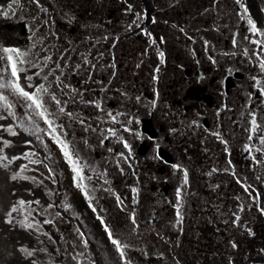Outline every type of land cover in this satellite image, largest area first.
Returning <instances> with one entry per match:
<instances>
[{"label":"rangeland","instance_id":"1","mask_svg":"<svg viewBox=\"0 0 264 264\" xmlns=\"http://www.w3.org/2000/svg\"><path fill=\"white\" fill-rule=\"evenodd\" d=\"M101 1L105 2L109 6L112 5V7H115V10L116 8H120V14L118 13V16L121 17L122 14V18L124 20H129L133 17L136 18V13H140L141 16L143 14L142 6H136L135 3L132 2V0H126V3L124 2V0H41V3L44 5V7L48 9L46 18L52 21L51 30L58 27V29H62L66 35V39L64 41L65 46L62 49L71 46L72 44L69 45L68 42H72L75 38H78L80 40L85 39L86 36H91V38H98V34H107V32L109 31V29H107L108 24H106L105 26L102 25L100 23V17L96 13L98 11V8L96 7H98V4L101 3ZM150 1L166 22H172L170 25H165L163 23L156 24L155 32L159 33V35H161V37L164 39L163 47H159L157 42L155 44H152L149 38L143 35L140 40L136 39V49H130L133 52L138 51L139 46L142 47V50L144 51V61L147 65L150 66V70H153L152 67L162 68V65L165 64V62L163 64L160 63L159 57L156 54L157 49H159L160 51L165 50V61L168 58L170 60V58L175 56H177V58H179V60H181L182 62L187 58H190L191 60L198 62L197 66L210 68L209 72L211 73V76H213L214 73H212L213 69L211 65L209 63L204 64V61L201 58L196 57L195 52H190L188 50L182 49L186 53L185 56H182L175 29L172 27L176 26V23H181L183 25L187 24L186 26H190L192 29H194L191 30V32H196V34L201 36L202 38L213 37L217 34V30L210 29L205 24L207 22L212 24L214 22H217L218 20H213V15L217 17V13L221 12L220 9H222V7L224 6L230 7V21L234 24V32L238 33V37L241 38L238 41H243V38L245 36H248L250 39H259L258 36H255L248 31L247 18L250 17V13L253 14V10L250 4H248V6L246 5V3L244 2L246 0H242V3L247 8V13L245 15V19L243 20H241L237 15V13L241 12V9L238 5H235L234 0H219L218 3L217 0H182V2H180V0ZM21 2L24 5V13H28L27 17L30 18L32 16H41L42 18H45V14L39 13L35 5L28 4V0H21ZM127 4L133 5V11L131 13H126L125 11ZM254 5L258 6L263 11L264 0H257ZM88 8H91V11L89 10L90 12H87ZM77 9L79 10V12L82 10L84 11H82L81 14H78ZM19 14L20 13L18 12L17 17H15L16 20L25 23L24 21H21L19 19ZM65 14L68 15L66 16ZM255 15L256 14H254V16ZM68 17H75V19L70 23ZM117 23L121 24L119 23V21ZM114 27L120 28V25ZM169 27L170 29L168 30ZM220 29L221 30H218V35L224 32L226 26ZM47 30V27L41 29L42 32H45ZM261 30H264V28H262ZM0 43L3 42H1L0 40ZM87 45H89V43L82 42L76 48H74L73 46L69 47L70 56H80V54L83 52L84 54H89L90 52H87ZM91 45H96V42L94 40H91ZM248 46L252 51H259V49H257L255 45L249 44ZM232 47L233 44L231 46V49H233L237 53V55H225L226 57L231 58V60H229L228 58L226 59L228 60V62L231 61L232 63L239 64V66H245L250 69H258V64L250 63L249 59L245 58L242 55L243 44L238 47V50ZM89 50H92V48H89ZM193 53H195V55H193ZM225 53L230 52L225 51ZM89 58L93 60L91 53ZM94 58L98 60V52L94 55ZM78 61L81 60L78 59ZM218 63L224 66L225 69L227 68L226 64L221 60ZM99 67L100 66H98L96 70L98 72L100 69ZM214 67L216 69V74L220 76L218 66ZM94 70L95 69H89L92 76V79L90 80L91 82L94 81L95 76L97 75L96 72L94 73ZM243 71L248 72L245 70ZM255 71L256 70L252 69L253 73ZM241 77L242 75L237 74L233 79L239 80L242 79ZM207 79H209V76L204 78L202 81L204 82ZM86 80L89 81L87 75L84 74L83 69L81 70L80 75H71L68 77V82H70L79 91H82V86H86ZM164 81L167 82V78L164 77ZM221 81H225V84L222 85V88L225 87L229 91L233 80L222 78ZM151 82V86L159 88L156 81H153L152 79ZM209 82L213 85L215 80ZM242 84L243 83H241L240 85ZM167 87L168 86H166L164 82L160 84V89L162 91ZM225 93L227 92L225 91ZM237 94L238 93L236 92L234 95V104L227 105L231 112L232 110L237 112L236 114H230V125L232 130H226L225 128H223L222 131L224 140L228 141L229 151L225 152L224 144L221 143L220 140L218 141L215 136L211 135V133L214 132L213 130L204 132V135L206 137H208L210 140H214V144L219 146L217 148V152H213L216 154V156L214 158L213 155H210L211 159H208V163L202 164L200 168H193L192 166L190 167V170H192V172L190 174L191 176L189 175V186H185L184 189L187 193L185 195V198L195 199L199 197L200 202L203 203L202 207L198 203L192 202L195 206H192V210L188 209V211L192 214L194 212L201 211L205 214L211 215V218H204L199 215L195 217V219H192L188 214L187 219H183L184 222L181 223V225H176L175 209L173 207L174 204L170 205V208L167 209L168 215L165 216L160 209L155 208L154 205H156L157 201L154 196L149 192L148 189L144 188L142 190L143 194H146L148 197H142V200L139 201V203H136L138 206L135 204L137 206L135 212L137 214L139 228L136 233H133V225L131 224L130 219H128V215L130 214L132 209L127 206L128 202L130 201V197L133 195L131 193L132 187H129L128 191L123 193L124 197L123 195H121V197L124 198L126 205L124 211L122 212L120 208L117 207L115 196L109 192L104 191L103 189L105 188V185L103 184V181L101 179H98L96 181L94 177L91 186L95 187L97 191L95 193L96 198L93 200V204L97 208V212L99 213V215L104 218L106 223L113 229L114 233L130 244V248L127 250L126 254L132 260V264H176L177 260L179 261V264H208L211 257H209L208 255L200 256L199 253H195V251L191 249L192 245L195 244V246L199 247L200 249L209 246V249L211 251H217L222 248L223 240L228 239L230 236H238V241L241 242L242 247L246 248L247 250L251 249V243L258 245V247L264 245V216H262L261 214L256 215L258 220L257 226L254 225L253 227H250L245 223L248 228L254 230L255 236L253 237L247 235L246 231H244L243 225H241V227H235L231 224L226 225L225 223L226 220H230L232 218L230 216V213L236 211L237 205L240 203L235 199L236 196H239L238 189L241 188V186L236 183L237 177L240 180L245 181L251 185L257 184L260 191L264 194V179L257 180L256 178L257 176L264 177V168H262L260 165L254 164L251 159H249L248 153L243 150V144L246 142L250 143L253 147V154L259 158V153L255 152V147L259 146L258 138L254 137L255 142L247 141L248 133L245 131V129L250 126L248 123L249 117L245 116V114L242 116L241 113L243 112V110L249 108V106L247 104L245 106L244 103L241 102L240 97L242 96L239 97ZM220 98H223V96L218 97L217 102ZM220 104L225 105L226 103L224 101H220ZM261 105L258 106L259 108H261L260 117L258 116V123L264 125V106ZM79 109L80 116L86 122L84 125H81L80 123L75 121H72L71 124H69L67 117H64L63 123L65 124L66 131L68 133L67 138L74 141L77 149L79 143H81V145H85L84 149L93 148V145L97 144L94 143V141H90L92 132L85 131L84 128L86 127L84 126H88L89 124H91V117L94 113V109L87 105L85 106L84 112V106L82 104H80L79 106L70 107L69 105H67L66 108V110L73 112L79 111ZM212 113L213 112H211V114L209 115H212ZM217 113H219V105L217 107ZM29 139L31 138L29 137ZM45 142L48 144L49 150L51 151L53 156L52 166L55 169V175H58L61 179L66 180L72 191L68 192L63 186V192L59 201H57L56 197L52 195L48 190H51L54 193H60V191L55 186L56 182H53L51 179L45 178L47 176V171L43 168H40V171L28 173L29 175H35L38 180H43V184L40 186H43L44 188L37 187L35 185V188H32V190L34 191L35 195L43 194L45 192L44 199H46V203L51 202L58 207V205H61L62 202H66L70 205V208H72L73 205L72 210H68L67 214L77 218L84 227L80 224H76L72 220V218L65 219L62 214L60 218H56L54 224L46 225L43 224V220L49 215V213L43 211V214H40L38 216L36 215V213H34L33 215L36 216V219L41 222L42 230L47 232L52 237V240L55 241V243H52L48 240L47 237L40 236V239L43 241V246L48 249L50 256L40 253L38 254L37 258L41 261V264H49L50 257L52 264H74V262L71 260V255L74 253V251L83 250L87 252L90 260H92L95 255V259H99V261L101 262L100 264H119L118 254L115 253L114 246H112L110 241L108 240L107 234L104 232L103 226L100 224V221L96 219V213H93L91 208H89L90 212L87 210V204H85L84 202L86 200L84 199L83 194L74 186L71 178L72 174L69 168L62 163V155L59 153V149L51 142L50 139L46 138ZM40 154L41 156H43L42 151H40ZM107 161L109 162V160ZM228 161H231V165H228ZM20 162L26 163V161ZM103 162V160L99 162L97 159H95L93 154H91L88 159V163L96 168L100 176H102L103 174H109L108 167ZM218 164H220L218 167L220 171L213 173L212 176H208L207 173L211 171L213 167L217 168ZM225 167H229L230 171L225 172ZM245 167L248 168L246 170L247 176L242 177L241 174L244 171L243 168ZM232 170L235 171L236 177H233L230 174ZM86 175H91V173L86 171ZM109 175V182L112 186V189L118 192L119 188L116 187L113 182L115 180L124 182L125 180L121 179L123 175ZM178 179L179 177L175 178L172 182L173 191L177 188V186L180 185V180ZM216 185H219V187H215ZM7 188L12 189V185L8 184ZM124 189L125 188H123L121 191H123ZM137 195H141V188L140 192L137 193ZM72 197L73 199L77 198L83 205H74L71 202ZM210 199L213 203L212 205L208 203ZM167 200L169 201V198ZM260 202L264 205V198L261 199ZM146 206H150L149 209ZM159 207L160 205H158V208ZM100 209H104V211H100ZM37 211L40 213L38 209ZM50 211L54 215V211H57L56 207L54 210ZM221 213H223V216L225 217H222ZM158 224L160 226V229H158ZM146 227L150 228V230L154 232L153 235L149 234V232L146 231ZM76 228H82L81 231L85 233V235L87 236V240L90 241V245L87 250L82 249V246L78 247L75 250L72 248L73 243H78L76 233L74 231V229ZM33 234L36 237L37 234ZM62 236L64 239H61ZM159 240H161L160 246L164 247L157 249L158 245L155 244V241L159 242ZM154 246L156 249H154ZM57 249L60 250L59 254L57 253ZM164 250L165 252H162ZM232 250L236 256V259H234L233 256H230L232 260H236V262H238L239 264H246L244 260L247 259H242L244 262L240 259L241 249ZM252 251L256 252L258 256L255 255ZM96 252L99 254V257L97 256ZM250 252V256H256V258L261 257V255L264 256V253L260 252L258 248H252ZM65 253H67V255ZM223 264L228 263L223 260Z\"/></svg>","mask_w":264,"mask_h":264},{"label":"snow or ice","instance_id":"2","mask_svg":"<svg viewBox=\"0 0 264 264\" xmlns=\"http://www.w3.org/2000/svg\"><path fill=\"white\" fill-rule=\"evenodd\" d=\"M126 3V0H124ZM219 0H217V3ZM235 5H238L241 12L237 13L241 20L245 19L247 8L242 3V0H234ZM29 5H35L39 13L45 14V18L41 16L26 17L23 13L25 11L24 5L21 0H8L7 4H0V18L12 19L17 17L18 12L20 13L19 19L25 22V27L28 31L27 45L22 47L19 46H5L0 43V169L8 173L7 180L11 182H31L33 185L39 187L43 184V180H38L35 175H29L28 173H34L40 171L43 168L47 171L46 179L55 181V169L53 168V156L49 150L48 144L45 142L46 138L50 139L51 142L59 149V153L62 155L64 162L70 169L72 174L71 178L74 186L83 194L84 199L88 202V207L91 208L93 213H96V219L100 221L103 226L104 232L107 234V238L111 245L114 246L115 253L118 254L119 264H132V260L127 256V250L130 248V244L120 237H118L113 229L106 223L104 218L99 215L97 208L93 204V200L96 198L95 193L97 189L92 185V181L95 178H103V184H108L106 174L102 176L97 175V170L94 166L90 165L84 159H82L78 149L73 140H69L66 126L63 123V118L67 117L69 124L72 121L78 122L81 125L85 124V120L80 116L78 112L66 110L69 104H82L92 105L96 110L104 112L102 108V102L98 99L86 100L84 93L79 91L70 82L68 77L71 75H80L81 70H84V74L87 75L88 79L91 80V72L89 69H95L96 64L92 63L89 59V54L81 53V61L72 63L69 55L70 49L65 47L64 49L57 48L56 44H48L50 38H56L57 33L51 30L52 21L46 18L48 9L44 7L41 0H28ZM126 13L133 11V5L127 4ZM207 11V10H205ZM66 16L68 14H65ZM75 17H68L71 23ZM143 17L140 13H136V18L127 25V30H132L133 27L136 29L141 28ZM153 24L156 23L155 18L151 21ZM248 31L259 39H250L248 36L243 38V41H238V33H233L232 44L233 48H237L243 44L242 55L249 59L250 63L258 64L259 75H251L249 79L253 82L252 87L258 90L259 96L264 98V30L257 27L256 22L250 17L247 18ZM47 27V31L42 32L41 29ZM175 27V26H174ZM152 44L156 43L153 38V34L147 29H141ZM184 31V29H180ZM187 35V33H185ZM103 39H108L107 36ZM118 39V38H117ZM188 39H193L188 36ZM69 45L72 43L68 42ZM207 41H204L205 49H207ZM249 44L255 45L259 51H252L249 48ZM159 57L160 63L165 62V53L157 49L156 52ZM102 57V53L99 54ZM195 55V53H193ZM224 55L235 56V51L231 53H224ZM209 59L213 64L217 61L209 56ZM140 65L138 64L137 67ZM115 68V64L110 65ZM155 71L158 73L159 68ZM232 69L229 68L228 72L231 73ZM115 76V72L112 73ZM153 81L158 79L157 76L152 77ZM203 79V77H201ZM223 82V81H222ZM100 83V81H96ZM111 83V81H109ZM67 90V91H66ZM101 92L105 91L104 87H101ZM57 92L59 94H57ZM124 95V93H122ZM158 95V93H157ZM66 97V99H62ZM78 97V99H77ZM252 94L248 93L247 99L252 100ZM137 103L140 102V97H136ZM53 105L55 108L53 109ZM264 106V100L262 105ZM151 107H156V101H151ZM227 108V105H224ZM22 110V111H21ZM247 116L249 117V127L245 129L247 134V141H253L254 137L258 138L259 146L255 147V152L260 153L264 156V125L258 123L257 112L252 111L250 108L246 109ZM245 113H241L243 116ZM126 114L121 111L115 113L108 111L106 116L108 121L112 124H119L124 133L132 134V128L134 121L136 124L140 123V120L134 116H127L126 121H121V117ZM219 115V113H217ZM96 119L104 122V117L97 116ZM195 124V121L192 122ZM85 131H91L93 133L99 132L103 137L100 140L101 145H104L105 141L109 138H115L119 143L122 144L123 149L127 150L115 153L116 167L123 175L124 167L123 164H127L131 169L132 164L130 159L133 156L132 145L125 139V137L119 134V131L114 127L108 128H97L89 124ZM173 133L176 132L175 128L170 129ZM106 133V134H105ZM6 134V135H5ZM21 134L31 139H24ZM137 140H142L143 135L140 131L134 132ZM211 135L220 139L221 143L224 144V151H229L228 141L221 138V134L212 132ZM16 138L15 142L13 139ZM149 139H152L149 137ZM21 143L29 146L30 150L22 151L16 154L13 149L18 147ZM43 149V156H41L39 149ZM161 145L159 143L154 144L153 151L155 153L153 159L160 160L162 157L160 151ZM109 153H113V148L109 147ZM243 150L248 153L249 159L254 164L260 165L264 168V159H259L253 154V147L250 143L243 144ZM20 161H26L20 162ZM20 162V163H18ZM18 163V167H16ZM228 165H231V161H228ZM39 166V167H30ZM173 173H182L180 179V185L175 189V203L173 205L175 209V224L181 225L183 221L182 210L184 207L183 197L187 194L185 192V186L189 184V172L182 164L173 163L171 164ZM86 171L90 172L91 175H86ZM220 171V169L213 167L211 171L207 173L208 176H212L213 173ZM225 172H229L230 168L225 167ZM233 177H236L234 170L230 172ZM135 175V173H133ZM257 180L264 179L262 176H257ZM236 183L241 186L245 193H251L253 191L251 184L236 178ZM215 187H219L216 185ZM106 192L111 193L115 196L117 207L121 211H124L126 205L124 199L120 194L116 193L113 189L104 188ZM7 192V184L0 183V201L3 200V194ZM29 195L33 196L32 199L19 198L14 202L7 205L0 203V215L3 217V223L8 225L10 228L18 226L19 229H23L26 232L35 233L37 246H25L21 244L16 251H18L22 258L26 261V264H41V261L37 258L38 254L43 253L49 255L48 249L43 246V241L40 236H45L52 243V237L45 231L42 230L41 222L36 219V215H40L37 209L43 207L44 212L49 215L43 220V224L52 225L55 223L56 218L61 217L60 211H54V215L50 210H54L56 205L54 203H47L46 206L42 203L41 199L34 198L33 190H28ZM132 204L135 205L138 201L136 195L138 188H131ZM47 194V193H46ZM15 195V193H13ZM235 199L240 201V197L236 196ZM35 206V207H34ZM61 206L65 211L70 210V205L66 202H62ZM253 206L257 207L260 214L264 216V205L256 203V198L253 197ZM104 211V209H100ZM245 211V204L239 203L237 209L230 213L232 217L230 220H226L225 223L231 224L235 227H241V215ZM223 215V213H221ZM131 224L133 225L132 232L136 233L139 228L138 218L135 210L133 209L128 215ZM244 231L250 237L255 236L253 229L248 228L246 225L243 226ZM78 243H73L72 248L75 250L82 246V249L87 250L89 248V241L86 238L84 232L79 228L74 229ZM61 239H64L63 236ZM229 244L232 249H237L238 244L234 240H230ZM10 246H0V254H3L6 258L12 257L14 253L9 250ZM60 250L57 249L59 254ZM260 252L264 253V249H260ZM67 255V253H65ZM146 255V253H145ZM162 255V254H161ZM71 260L74 264H94L89 259L86 251H74L71 255ZM49 264H52L51 257ZM179 264V261H176ZM228 264H234L231 257L228 259Z\"/></svg>","mask_w":264,"mask_h":264},{"label":"flooded vegetation","instance_id":"3","mask_svg":"<svg viewBox=\"0 0 264 264\" xmlns=\"http://www.w3.org/2000/svg\"><path fill=\"white\" fill-rule=\"evenodd\" d=\"M132 2H134L136 6H142L143 22L140 29L133 27L132 30H127V25L131 24L135 17L124 20L122 14L121 17L118 16L120 8H116L115 10V7H112V5L109 6L101 1L98 7H96L98 8L96 13L99 15L102 25L105 26L108 24L107 29H109V31L107 34H98V38H91V36H86L85 39L81 40L75 38L71 43L72 45L70 44L71 46H68V48L72 46L76 48L82 42L89 43V45H87V52L92 54L93 60L89 59L92 63L96 64L94 73L96 72L97 75L94 81L91 82L90 80H86V86H82L81 91L84 93V98L86 100L98 99L102 102V108L104 109L103 113H101L100 110H96L94 106L88 105L94 109V113L91 117V125L97 128H116L119 134L123 135L133 148V156L129 158L132 168L130 169L126 163L123 164L124 178L122 177L121 179L125 181L121 182L115 180L113 182V184L119 188V191L115 192L123 195V193L128 191L129 187H136L139 193L141 188V195H136L139 203L142 197H148L146 194H143L142 190L144 188L148 189L157 201L156 205H154L155 208L160 209L161 212L167 216V209L170 208L171 204L175 203V190L173 191L172 182L178 177V180H180L182 176V173H173L171 164H182L188 169L190 175L192 172V170H190L191 166L193 168H200L202 164L208 163V159H211L210 155H213L215 158L216 154L213 152H217V148L219 147L214 144V140H210L206 137L204 132L211 130L214 132L218 131L221 134V138L224 139L222 133L223 128L232 130L230 125V114H236L237 112L234 110L231 112L228 107L225 108L224 105H221L222 103L220 104V101H224L226 105L234 104V95L237 92L239 97L242 96L240 97L241 102H243L245 106L247 104L249 108L257 112L260 117L261 108L258 106L262 104L261 101L263 98L259 96L258 90L252 87L253 82L249 79L251 75H259V70L239 66L237 63L228 62V60H226L227 58L231 60V58L224 55L225 51L231 53V51L233 52L234 50L231 49L232 34H230V32H222L218 35V30H221L220 28L226 26V29H229L225 23L221 25L218 24L219 27L215 29L217 30V34L208 38H202L197 35L196 32H191V30L194 29L190 26H186L187 24L183 25L181 23H176V26L172 27L175 29L182 56L186 55L182 49L195 52L196 57L201 58L204 64L209 63L211 65L213 69L212 73H214L213 76H211L209 72L210 68H204V66L199 67L197 66L198 62L190 58L182 62L177 56L170 58V60L168 58L165 64L162 65V68H159L158 73L155 71L157 67H152L153 70H150V66L144 61V51L142 47L139 46L138 51L133 52L130 49H136V39L140 40L144 35L141 30L143 28H147L153 34V38L156 40L159 47L164 46V39L159 33L155 32L156 24H162L163 22L159 19L162 18V16L157 9L144 6L147 0H132ZM180 2H182V0H180ZM223 9L228 10L227 14L229 16L230 7L226 6ZM89 10L91 11V8H88L87 12H90ZM77 12L78 14L80 13L78 9ZM153 17L156 20L154 24L151 22ZM217 17L218 20L221 19V12L217 14ZM118 21L121 24H118ZM117 25H120V28L114 27ZM205 25L214 30L215 24L207 22ZM169 29L170 27L168 30ZM180 29H184V31L182 32ZM185 33H187V35ZM105 36H107L108 39H103ZM188 36H191L193 39H188ZM65 37L64 41L66 39ZM91 40H94L96 45H91ZM64 41H61L60 37L56 41L52 40L51 44L55 43L57 48L62 49L65 46ZM204 41L208 42L207 49H205ZM238 47L236 50H238ZM89 48H92V50H89ZM97 52L98 60L94 58ZM163 52H165V50H163ZM100 53L103 54L102 57L99 55ZM78 56L79 55L70 56L73 65L78 62V59L81 60V54L79 57ZM209 56H212L217 63L213 64ZM220 60L226 64V69L218 63ZM112 64H115V68L110 67ZM138 64L140 65L139 67H137ZM98 66H100L99 72L96 71ZM214 66H218L220 76L216 74ZM229 68L232 69L231 73L228 72ZM252 69L257 72L255 71L253 73ZM243 70L248 72H244ZM113 72H115V76L112 75ZM237 74L242 75V79H233ZM153 76L158 77L156 82L159 88L151 86ZM207 76H209V79L203 82L202 80ZM164 77L167 78V82L164 81ZM201 77H203V79H201ZM222 78L233 80L229 91L225 87L222 88V85L225 84V81H221ZM214 80L215 82L212 85L209 81ZM96 81H100V83H96ZM109 81H111V83H109ZM163 82L168 87L162 91L160 89V84ZM241 83L243 84L240 85ZM101 87L105 88L104 92L100 91ZM224 89L227 93H225ZM122 93H124V95H122ZM248 93L252 94L253 98L251 101L247 99ZM137 96L140 97L139 103L136 101ZM221 96H223V98H220L217 102V98ZM62 99H66V97ZM153 100L156 101L155 108L151 107V101ZM79 105V103L74 105L69 104V107ZM218 105L219 115H217ZM83 106L85 112V105ZM54 107L55 105H53V109ZM108 111L113 113L116 111L124 112L126 115L120 118L121 121H126L127 116H134L140 120V123L136 124L134 121L133 125L130 126L132 128V134L124 133L119 124H112L108 121L106 116ZM76 112L80 114V109ZM211 112H213L212 115H209ZM243 112H245V116H247L246 110H243ZM101 115L104 117L103 123L96 119L97 116ZM193 121H195V124L192 123ZM172 128H175L176 132L173 133L170 131ZM135 131H140L142 133V140H137L135 138ZM149 137L152 139H149ZM102 138L99 132H92L90 141H94L97 145H93V148L84 149L85 145H81V143L78 144V151L82 159L88 162L90 155L93 154L95 159L99 162L102 160L104 161L103 163L108 167L109 174H121L116 167L115 153L121 151L126 153L127 150L123 149L122 144L115 138H109L105 141L104 145H101L100 140ZM219 140L220 139H218V141ZM252 142H255V140L253 139ZM155 143L161 145L160 151L162 157L160 160L153 159L155 155L153 151ZM109 147L113 148V153L108 152L107 149ZM260 155L259 153L258 156ZM107 160H109V162ZM220 164L217 165V168ZM133 173H135V175H133ZM109 174H106L108 182L110 180ZM97 175L100 176L99 172H97ZM100 179L103 181V178ZM95 180L97 181L98 179L95 178ZM104 185L105 188L110 187L112 189L110 182ZM187 186H189V184ZM256 186L258 187L257 184ZM123 188L125 189L121 191ZM240 189H238V195L240 197L239 202L245 203L242 198L243 196L239 194ZM250 194L251 193H248V195ZM168 198L169 201L167 200ZM263 198L264 197L261 199ZM183 199V219L186 220L188 214L190 218L194 219L193 217L200 213V211L192 214L188 209L192 210V206H195L192 202H196L202 207L203 203L200 202L199 197L189 199L184 196ZM261 199L259 196V198L256 199V203L261 204ZM208 203L210 205L213 204L211 199ZM136 205H132L131 196L127 206L132 210H136L138 206ZM158 205H160L159 208ZM146 207L149 209L150 206ZM255 210V214H260L258 208L256 209L255 207ZM222 217L225 216L222 215ZM183 222L184 221H182V223ZM244 225L246 224L244 223L243 226ZM247 225L250 226V224Z\"/></svg>","mask_w":264,"mask_h":264},{"label":"trees","instance_id":"4","mask_svg":"<svg viewBox=\"0 0 264 264\" xmlns=\"http://www.w3.org/2000/svg\"><path fill=\"white\" fill-rule=\"evenodd\" d=\"M256 1L257 0H246L244 2L246 3L247 6H248V4H250V6L252 7V10H253V14L251 13L253 15V20L258 23L259 27L262 28V27H264V14L258 6L254 5L256 3ZM7 2H8V0H0V4L6 5ZM144 6L151 7V9L154 8V6L151 4V2L149 0H147L146 4ZM224 7H226V6H224ZM224 7H222V9H220V11H221V19L220 20H218V17H215V15H213V20H218L217 22L213 23V24H215L214 29H217V27H219L218 24L221 25V24L225 23L229 29H225L224 32H230V34L233 35V33H235L234 27H233L234 24L230 21V16H228V14H227L228 10L223 9ZM81 13H82V11H80L79 14H81ZM254 14H256V15L254 16ZM24 15L27 17L28 13H24ZM51 16H52V14H51ZM161 21H163L162 23L165 25L166 24L170 25L172 23V22H166L163 17H162ZM52 31L57 33V37L56 38H50L48 40V44H51L52 40L56 41L60 37H61V41H64L65 33L62 29L59 30L58 27H56V29L54 28V29H52ZM28 34L29 33L25 27V23L19 22L18 20H16V18L7 19V20L0 18V40H1V42L4 43L5 46H19V47L23 48L28 43V41H27ZM10 139H13L14 142L16 140V138H10ZM27 139H29V138H27ZM27 150H30L29 146L23 145V143H21L18 147L13 149V151L16 154H19L20 152L27 151ZM260 158H264V156L260 155L259 159ZM17 166L18 165H16V167ZM247 169H248L247 167L243 168L244 171L241 174L242 177L247 176V174H246ZM7 176H8V173H6L2 169H0V183H6L7 186H8V184L12 185V189L7 188V192L5 194H3V200L0 201V203L7 205L11 202H14L15 200H17L19 198H25V199H32L33 198V196L29 195L28 190L35 188V185H33L31 182H22L23 187H21L20 182L8 181ZM251 186H252L253 191L251 192L250 195H248V193H245L242 188L239 190V194L241 196H243L242 198L245 201V203L240 202V203L245 204V211L243 213H240V215L242 217L241 218V221H242L241 225L246 223V224H250V227H253L254 225L257 226V223H258L257 222L258 221L257 216H256L257 214H255L256 212H254L256 210H255V206H253V197L258 199L260 196V199H261L262 197H264V194L259 190V187H257L256 184L255 185L252 184ZM39 187L44 188L43 186H39ZM13 193H15V195H13ZM44 193L35 195L34 191H33L34 198L41 199L44 206H46L47 203H46V199H44V195H45ZM256 209H257V207H256ZM41 210L44 211V208L41 207ZM56 210L60 211L61 214L63 213L62 210H60V208L57 206H56ZM199 215H201V217H204V218H211L212 217L209 214H205V213L200 211V213L196 214L193 218L195 219V217H197ZM63 217H66V214H63ZM158 229H160L159 224H158ZM146 231L152 235L154 233L148 227H146ZM230 237L226 240H223L222 248L220 250H217V251L216 250L211 251L209 249V246H206L203 249H200L199 247L195 246V244L192 245L191 249H193L195 251V253L196 252L199 253L200 256L208 255L209 257H211L208 264H223V260H225L228 263V259L230 256H233L234 259H236L235 253L233 252V250L229 244L230 240H234L238 244L237 249H241V258H240L241 260L244 258L247 259V260H244L246 264H261V263L264 264V256L261 255V257H259V258H256V256H250L251 255L250 250L252 248H258L260 250V249H264V245L258 247V245L251 243V249L247 250L246 248H243L242 243L238 241V236H233L231 238ZM160 243H161V240H159V242L155 241V244L158 245L157 249L164 247V246H160ZM21 244H23L25 246L36 247L37 246L36 237L34 236L33 233L30 234L29 232H26L23 229H19L18 226L10 228L8 225H5L3 223L2 215H0V246H10L9 250H11L14 253V255L12 257H9V258H6L3 254H0V264H26V261L22 258L21 254L18 251H16V249ZM169 245H171V244H169ZM154 249H156L155 246H154ZM90 250H91V248H90ZM162 252H165V250ZM253 253L255 255H257L256 252H253ZM96 254L99 257V254L97 252H96ZM92 261H94L96 264L101 263L99 261V259H97V260L95 259V255L92 258ZM234 264H239V263L236 262V260H235Z\"/></svg>","mask_w":264,"mask_h":264},{"label":"bare ground","instance_id":"5","mask_svg":"<svg viewBox=\"0 0 264 264\" xmlns=\"http://www.w3.org/2000/svg\"><path fill=\"white\" fill-rule=\"evenodd\" d=\"M22 136L24 137V139H27V138H29V137H26V136H24V134H22ZM40 151H42V153H43V149L41 148V149H39ZM44 154V153H43ZM61 161H62V163L65 165V166H67L66 165V163L64 162V160H63V157L61 158ZM58 174H60V173H58ZM39 211H40V213L41 214H43L42 212V210H41V208H39L38 209ZM72 220L76 223V221L74 220V218H72ZM98 224H99V222H98ZM87 237V236H86ZM89 241V240H88ZM90 242V241H89ZM90 245V244H89ZM95 263V262H94Z\"/></svg>","mask_w":264,"mask_h":264}]
</instances>
